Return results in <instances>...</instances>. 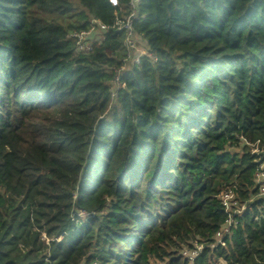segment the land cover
I'll list each match as a JSON object with an SVG mask.
<instances>
[{"label": "trees", "instance_id": "16d2710c", "mask_svg": "<svg viewBox=\"0 0 264 264\" xmlns=\"http://www.w3.org/2000/svg\"><path fill=\"white\" fill-rule=\"evenodd\" d=\"M114 1L0 0V264H264V0Z\"/></svg>", "mask_w": 264, "mask_h": 264}, {"label": "built area", "instance_id": "2783aa9c", "mask_svg": "<svg viewBox=\"0 0 264 264\" xmlns=\"http://www.w3.org/2000/svg\"><path fill=\"white\" fill-rule=\"evenodd\" d=\"M113 4L115 1L112 0ZM141 0H128L127 5L118 6L115 12V22L112 27L124 32V46L127 50L126 62L139 63L143 56H148L151 59H156L154 53L148 51L146 41L136 33L133 22L138 17L139 4ZM110 26L102 24L101 22L93 19L92 25L89 30L75 31L71 33V38L75 40V50L77 53H89L93 50L94 44L98 41H102L105 31ZM98 30V31H97ZM127 64L123 65L116 71L115 80L119 82L121 71L125 70ZM253 153H258V149L253 148ZM255 183L259 189V194L264 195V161L261 162L257 168L255 174ZM221 200L226 211L231 212L230 217L226 220L225 225L221 230L216 233V237L221 240L226 234L230 232L233 224L236 223L235 216L241 214L246 210V203L240 204L234 197V191L232 187H228L221 193ZM203 249L202 244L195 243L194 248L185 249L183 251L184 256L189 259L190 264L197 257ZM218 264H227L224 260L216 261Z\"/></svg>", "mask_w": 264, "mask_h": 264}, {"label": "rangeland", "instance_id": "374dc122", "mask_svg": "<svg viewBox=\"0 0 264 264\" xmlns=\"http://www.w3.org/2000/svg\"><path fill=\"white\" fill-rule=\"evenodd\" d=\"M45 238V235L43 236ZM219 264V263H218Z\"/></svg>", "mask_w": 264, "mask_h": 264}]
</instances>
